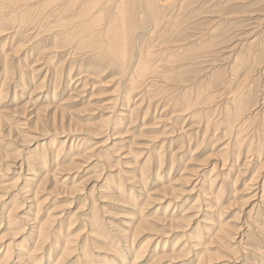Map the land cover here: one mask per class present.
<instances>
[{
  "label": "rangeland",
  "instance_id": "rangeland-1",
  "mask_svg": "<svg viewBox=\"0 0 264 264\" xmlns=\"http://www.w3.org/2000/svg\"><path fill=\"white\" fill-rule=\"evenodd\" d=\"M187 1L193 5L177 19L186 28L183 44L162 51L177 62L160 71L169 80H157L149 71L121 74L108 62L94 67L58 18L41 15L37 6L22 15L0 0L2 244L13 248L24 238L30 244L29 227L7 221L36 214L55 231L41 253L58 245L56 264H112V229L126 230L123 223L132 218L138 264H199L204 249L212 264H264V227L249 234L243 226L253 218L264 226V113L254 110L264 97V30L249 34L257 26L250 23L264 17V0ZM85 73L94 77L77 80ZM128 74L132 89L124 85ZM233 90L239 102H232ZM127 93L134 112L121 121ZM210 96L212 104L203 101ZM16 157L46 161L42 177L49 176L31 199L39 214L34 205L32 211L22 206L31 196L21 190L28 176ZM170 230L156 245L157 235ZM187 241L202 245L193 251L192 244L184 248ZM157 246L169 256H151Z\"/></svg>",
  "mask_w": 264,
  "mask_h": 264
},
{
  "label": "bare ground",
  "instance_id": "bare-ground-1",
  "mask_svg": "<svg viewBox=\"0 0 264 264\" xmlns=\"http://www.w3.org/2000/svg\"><path fill=\"white\" fill-rule=\"evenodd\" d=\"M4 2L8 6L12 5L13 3L14 7L17 9V12L22 15L28 12V8L30 7L34 8V6H37L39 8H42L41 9L42 12H40L41 15L45 14L44 16L47 18L49 17L58 18V20L60 21L59 23H61L60 26L63 27L62 29L64 31H66L65 34L68 32H72L71 36L74 37L73 43L75 47H77L79 51L87 54V57L91 61L93 60L94 63L99 62L100 64H102L104 62H108L111 66L118 68L121 74L122 73L126 74L130 70L131 72L134 73L137 72L138 70L141 73L149 71V74L154 75L155 79L157 80L158 78L169 80L167 76L163 75L164 74L163 71L162 72L160 71L164 69V65L166 64L175 65L177 61L171 57L165 59L164 57L165 55H163L162 51L168 47L180 48L181 44H183L179 40L180 37L184 34V30H186V28H184V25L182 23H179L177 19L180 15H183V13H185L186 9H188L191 5H193L191 1L187 4L188 2L187 0H183V1L182 0H4ZM225 18L227 17H224L223 19ZM250 24L257 25L256 27H253L251 29L252 31L249 33V34H253L252 36L254 38L259 33V31L261 32L264 30V17L262 21H259V19H257V21H254ZM154 36H157V39L159 40H156L155 43L153 44H149L148 39H152ZM168 37H173V39H168ZM237 45L231 46L232 50H235L233 48H235ZM232 53L233 51L229 52L228 59H231V57L234 54ZM235 54L234 57H232V61H234L233 58H235ZM236 61H238V58L236 59ZM96 63L93 65L94 67L99 66ZM11 73L14 74V72ZM130 74L126 75L127 81L125 82L124 85L129 87V89H132L135 84L133 82L134 75L130 76ZM80 76L81 77L78 76L79 78L77 80L84 81L87 79H92L94 77L90 73L88 74L85 73ZM5 78L9 79V76L6 75ZM238 88L240 90V87ZM238 88L236 90H238ZM236 90L232 91V94H234L235 96L234 98H232V102H239L241 100V98H239L241 94L237 93ZM129 96L130 93H127V95H125L123 98V101L125 102V105L123 106L125 107H123V110H121V114H119V118H121V121L124 120V118L127 117L128 115L130 117L134 112V110L131 111L128 109L129 105L127 104V102ZM211 97L212 96L208 97V100L203 98V101L212 104L215 98H211ZM258 104L259 106L254 110H256L257 113H262V111L264 113V97L259 101ZM0 112L4 113L5 110L3 109ZM111 115H113V113ZM242 116L243 113L238 114L237 117H235L236 118L234 120L235 123H237V121L240 120L239 117ZM232 124L233 123H231L229 126H231ZM101 131L102 129L100 128L98 130V133ZM262 132L264 135V125L262 126ZM105 151L109 153L110 148H107ZM23 159H25V157L24 158L16 157L15 162L17 161L16 163L18 164V167L21 171H23L24 169L25 171H27L28 177L23 185L25 187L21 188V190H24L23 194L27 195V197L31 196V198H27L26 200L23 199L22 201L23 203L24 202L25 203L22 204V206L28 204L29 209L32 211L34 205L39 209L37 210V214H39L38 212H40L41 210L39 208L40 206H37V201L35 204H32L33 203L32 200L36 197V194L38 193L37 190L41 188V184L43 180L48 178L49 171H47L48 173L44 177H42V175L44 174L42 173L43 172L42 169L43 168L46 169V161L44 159L38 161L34 160L33 158L32 159L26 158L25 160ZM17 164H15V166ZM0 166H1V159H0ZM33 166L36 168V170L33 169ZM37 169L39 171H37ZM262 178L264 179V177ZM144 181L143 178H141V182L139 183H143ZM57 185L58 187L59 186L62 187V185L59 184ZM36 187L37 189L35 190ZM259 189H260L259 192L262 193L263 195L261 196V200L264 201V182L259 185ZM110 191L108 193H110ZM18 208H14L15 210L13 209L11 211V214L13 213V211L18 210ZM205 211L208 212V210ZM13 216L15 220L10 222L7 221L8 222L7 226L8 227L11 225L16 226V224L18 225V223L20 222L23 228L28 226L29 227V229L27 228L28 229L27 232L29 233L28 237L31 238L32 241L29 242L30 244H27L24 238L22 243H20L17 246H14L17 247L15 248V251L12 250L14 247L11 248L9 244L6 245L5 243L2 244L0 242V247H1L0 264H56L54 262V259L52 258H54L55 253L58 252L59 249V247H57L58 245L50 246V248H52L53 250H50L49 253L47 252L46 253L44 252V254L41 253L42 250H45L44 246L46 245V243H48V241H50V239L53 238L55 234V231H52L49 228L48 223L46 222L38 223V220H40L41 218L39 219L38 217H36V214L34 215L35 218L33 220H35L34 221L35 224L33 223L32 224L33 226L30 225L33 222V220H30L29 217H25L22 215L20 216L18 215L17 217L15 215ZM84 216L85 214L82 215L81 217L82 221L85 223H89V218ZM5 218L8 219L7 217ZM128 220L129 221L127 222L125 221L123 223L126 230L124 229V230L116 231V229H112L113 230L112 233L115 234L114 237H117L116 238L117 242H115V244L113 245L116 247V250L112 252V254H109V256L114 257L115 262L112 264H117L116 261H119L118 262L119 264H138L137 258L139 257H138V253L134 255V248L136 245H134L135 240L132 238L134 235L132 234V232L137 229L138 225H135L136 223L135 219L131 218ZM51 222H52L51 225H54V222L53 221ZM243 224H244L243 226H246V228L248 229L247 233L249 234L256 229L257 232L258 231L260 232L262 230L261 227H264L262 226V224L258 225V223L254 220V218L251 220L249 219L246 220V222H244ZM4 226L6 227V224H4ZM214 230H215L214 227H211L208 230V232ZM168 232L173 233L174 231L170 230L165 233H162L161 235H157L158 238L157 239L155 238L156 245L159 246L160 245L159 243H161L163 239L169 236L170 233ZM213 234L217 236L218 233L214 231ZM213 234H208V237L212 236ZM54 241H56L54 242L55 244H59V241L57 239H54ZM81 242L82 240H78L76 242L69 241L66 244V246H74V244H80ZM188 242L189 241H187V244L184 246V248H186L187 246L189 247V245L192 244L190 245L192 246L190 247V249L193 251L198 250L199 246L202 245V243L200 244L195 243L193 245V243L190 242L189 244ZM257 243L259 245V242ZM31 244L33 245L32 248L29 247L32 246ZM158 246L156 252L155 250L152 251V253L154 254H151V256L156 255L157 257L160 255L159 253L165 252L166 250L165 247L164 249H158L159 248ZM260 249L261 248H259L258 250ZM200 253L201 254L200 255L198 254L195 258L199 264H212V260L210 256L206 255V253H209L206 249L200 250ZM38 254H42L41 257ZM256 255H259V253H256ZM167 256L169 255L163 254L159 258L161 259ZM123 259L125 260L123 261ZM131 259L133 262L131 261ZM162 261L163 260H160L159 262ZM102 262L103 264H105L107 261L102 260ZM159 262L156 264H159ZM86 264H93V263L88 261V263Z\"/></svg>",
  "mask_w": 264,
  "mask_h": 264
}]
</instances>
